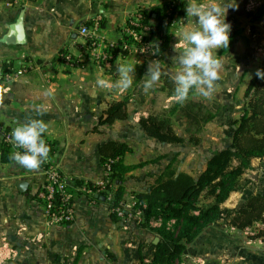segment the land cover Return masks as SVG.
Here are the masks:
<instances>
[{"label":"crops","instance_id":"0c3cea01","mask_svg":"<svg viewBox=\"0 0 264 264\" xmlns=\"http://www.w3.org/2000/svg\"><path fill=\"white\" fill-rule=\"evenodd\" d=\"M174 1L177 0H31L22 7L0 0V70L9 64L18 65L24 57L38 64L37 69L13 83L9 92H0V122L11 129L32 118L43 119L48 124L45 137L54 144L49 161L59 166L66 176L76 211L73 222L50 224L44 204L36 196L46 183L44 172L41 168L26 169L14 160L3 162L0 144V264H141L140 245H151L157 237L160 241V237L150 229L116 220L104 199L95 202L92 194L76 188V179L93 183L101 179L99 145L118 140L132 148L124 157L127 166H137L127 173L125 199L131 204L138 193L150 189L174 157L178 173L198 177L211 157V151L208 153L209 149L202 145L203 132L207 131L203 140L212 144L211 149L231 136L230 125L243 115L245 91L264 60V44L258 38L264 21L247 23L245 16V12H255L262 6V0H238V10L228 11L231 37L236 38L228 50L214 51L221 61L220 79L208 96L192 92L191 98L207 105L214 115L195 134L201 141L198 148L189 143V127L180 115L172 117L178 134L186 139L178 146H161L145 137L139 129L141 117L163 116L178 102L162 78L147 92L143 81L148 79L151 63L154 67L158 64L162 73L174 80L175 73L180 70L174 61L178 55L174 48L178 37L174 33L188 22L187 15L182 16L183 25L171 30L166 51L155 54L152 60L146 50L131 54L117 52L111 64L103 66L87 62L81 67L69 68L60 59L66 49L77 53L85 44L86 38L80 34L81 26L93 28L96 19L101 18L97 35L118 40L131 12L137 8L149 12ZM178 1L186 6V0ZM224 3L227 5L229 0ZM22 10H25L26 41L18 45L8 41L6 35ZM240 24L243 30L235 33ZM188 26L194 27V20L189 21ZM120 63L136 66V84L130 87L135 90L109 92L97 88V74L115 80ZM160 98L163 100L158 103ZM124 99L129 100L130 117L116 122L107 132L92 131L109 104ZM37 107H42L43 111L37 112ZM200 157H205V161H200ZM263 159L254 158L253 169ZM23 180L29 182L25 192L18 189ZM153 226H160V223L154 222ZM225 233L218 230V222L211 225L190 244L195 249L191 248L194 255L189 256L199 259L200 264H218L215 258L221 264H248L250 261L251 264H264V257L249 256L236 250L240 243L254 242L252 239L244 241L235 233ZM259 240L264 243L261 238ZM197 244H200V250H197ZM145 262L149 263L150 257Z\"/></svg>","mask_w":264,"mask_h":264},{"label":"trees","instance_id":"16d2710c","mask_svg":"<svg viewBox=\"0 0 264 264\" xmlns=\"http://www.w3.org/2000/svg\"><path fill=\"white\" fill-rule=\"evenodd\" d=\"M8 2L15 5L14 0ZM170 8L171 18L176 14L187 15L186 6L178 0L149 11L150 18L155 17L158 22L156 31L152 34L153 39L156 37L161 39V43H157L158 53L166 51L171 40L172 27L165 22ZM245 14L253 21H263L264 4L255 12ZM235 38L236 36L231 37L229 47L225 48V51L233 45ZM260 69L264 70V60ZM161 78L165 86L172 89L170 93H174L173 78L163 73ZM191 96L192 92L185 101L177 102L163 116L150 114L148 117H141L140 131L161 146H178L185 143L186 139L178 134L172 117L180 115L186 119L189 127V143L198 148L201 141L195 134L199 133L214 115L207 105ZM130 110L128 99L111 102L97 119L92 131L107 132L116 122L127 120L130 117ZM230 128L232 133L228 139L229 143L211 152L206 168L198 177L186 172L178 173L174 157L164 172L152 182L150 189L136 195L138 202L142 204L138 205V208L143 210L144 220L141 223L132 220L131 223L142 229H150L160 237L157 244L150 245L152 250L150 262L146 263L143 258L141 264H182L188 246L221 219L224 212L222 205L232 193L240 190L242 177L253 169L252 160L264 158V79L257 75L251 79L245 91V111L239 119L232 121ZM53 145L51 142V151ZM131 151L132 148L127 143L118 140L105 141L98 147L101 164L108 159L117 160L112 165V178L119 186L109 207L113 217L118 221L124 220L119 218L113 209L125 199L127 173L137 167L124 163L125 155ZM10 156L9 147L1 144L2 161H11ZM259 181L260 186L247 193L240 206L226 210L225 214L231 226L239 230L260 225L256 237L264 241V168L261 169ZM83 183V179L75 180L76 187H82ZM89 186L91 189H97L93 182H90ZM96 198L104 199L102 195ZM154 222L160 223V226L154 227Z\"/></svg>","mask_w":264,"mask_h":264},{"label":"built area","instance_id":"2783aa9c","mask_svg":"<svg viewBox=\"0 0 264 264\" xmlns=\"http://www.w3.org/2000/svg\"><path fill=\"white\" fill-rule=\"evenodd\" d=\"M29 0H14L16 6H25ZM172 9L166 16L165 22L170 24L172 29L183 25L182 15L176 14L171 18ZM101 18H97L93 28L81 26L80 34L86 38V42L81 46L77 53H73L66 49L60 56L62 63L69 68H78L84 63L93 62L100 66L109 65L114 60L117 52L131 54L138 50H155L158 53L157 43H161V39L154 38L152 34L156 31L157 19L150 18L148 11L137 8L129 14L127 24L120 32V39L107 40L97 35L101 26ZM38 64L35 60L24 57L18 65H7L0 70V92L7 93L10 91L11 85L32 70L37 69ZM11 128L0 122V144L9 147L10 154L23 151L15 147L12 138ZM46 142L50 146L51 141L45 137ZM51 152L49 154V157ZM116 159H108L102 163V177L94 183L97 189H91L90 181L84 180L82 187H76L80 191L92 194L93 200L96 202V196L102 195L106 203H111L115 198L118 184L112 178V165ZM45 174L46 183L40 188L36 194L37 198L44 204L45 211L49 218V223L53 225L68 224L75 219L74 196L69 191V184L66 176L63 174L59 166L49 161V158L40 167ZM138 205H142L135 198L134 202L129 204L126 199H122L113 209L117 216L125 222L137 220L138 223L143 222L144 212ZM145 206V205H144ZM260 226V225H259ZM232 230L237 228L231 226ZM249 229V228H247ZM245 229V230H247ZM1 255V254H0Z\"/></svg>","mask_w":264,"mask_h":264},{"label":"clouds","instance_id":"9594fccd","mask_svg":"<svg viewBox=\"0 0 264 264\" xmlns=\"http://www.w3.org/2000/svg\"><path fill=\"white\" fill-rule=\"evenodd\" d=\"M238 10V0L226 5L224 0H186L188 22L194 20L195 26L188 22L177 33L178 42L174 45L178 55L174 61L180 70L174 76V93L178 102L185 101L191 92L208 96L220 79L221 61L214 55L221 48H228L232 26L227 22L229 10ZM183 21V20H182ZM136 66L120 63L117 66V79L110 80L98 73L95 79L97 88L105 91L122 92L130 88L135 80ZM256 75L264 79V70L258 69ZM148 79L143 81L147 92L157 85L162 76L161 67L151 63L147 72ZM51 94V93H49ZM42 112V107H37ZM48 124L43 119L32 118L18 124L12 130L16 148L9 158L26 169L38 170L49 158L50 146L46 142Z\"/></svg>","mask_w":264,"mask_h":264},{"label":"rangeland","instance_id":"374dc122","mask_svg":"<svg viewBox=\"0 0 264 264\" xmlns=\"http://www.w3.org/2000/svg\"><path fill=\"white\" fill-rule=\"evenodd\" d=\"M264 2V0H262ZM244 2V1H243ZM264 4V3H263ZM247 18H246V22H251V20L253 21V19L247 15H245ZM243 16V17H245ZM264 21V19H263ZM262 21V22H263ZM244 23V22H242ZM238 29V30H236ZM246 29V28H245ZM243 30V28H241V24L238 25L236 28H235V33L237 32H241ZM258 38H260V42L262 44H264L263 39H264V22L262 23V25H260V28H259V31H258ZM261 44V45H262ZM147 54L148 56L150 57V60H152L153 56H155V50L152 49V50H149L147 51ZM255 67V65L253 66V68ZM136 83H133L132 86H135ZM129 90H135V89H132V88H129ZM162 98H160L158 100V103H161L162 102ZM245 111V109H244ZM4 125V123H2ZM6 126V125H5ZM207 134V131L203 132L202 134V145H205V148H208V153L211 151H215L217 149H220L221 147H224L225 145H227L229 143V140H226L224 142H220L218 144H216L214 150L211 149V146L212 144L210 142H206L204 143V140L203 138H205V135ZM207 138V137H206ZM205 157H200V161H205ZM199 160H197V163L199 162ZM194 165L196 166V163H194ZM264 168V159L263 160H260L256 163V165L254 166V169L253 170H249L245 173V175L242 177V180H241V187H240V190L237 191V192H234L231 197L229 198V200L224 204V207H222L223 209V216L221 217V219L218 221V230L219 231H222V232H227L225 233L226 235H229V234H237L238 238H244V241H250L251 239L254 241L252 243H240L237 247H236V250L237 251H240L238 253H246L248 254L249 256L253 255V256H260L261 258L264 257V243H261L260 242V238H257L256 237V234H257V229L260 227V226H256L254 228H249L247 230H242V231H233L232 228H231V224L229 223V220L226 219V210L228 209H233V208H236L238 206H240L243 201H244V198H245V195L249 192H251V190H256L259 186H260V177H261V169ZM237 232V233H236ZM239 232V233H238ZM229 233V234H228ZM247 244V245H246ZM200 245V244H199ZM199 245L197 244L196 248L197 250H200L201 248L199 247ZM216 246V244H215ZM191 248L194 250L195 248H193V245H189L186 252L184 253V261L182 264H188V263H193V264H200V260L199 259H192L189 255H194L192 252L193 250L191 251ZM190 249V250H189ZM196 251V250H195ZM217 251V250H215ZM254 251V252H253ZM139 252L140 254L142 255L141 256V259H146V258H149L151 256V247H150V244L148 246H145L144 244L140 245V248H139ZM197 252V251H196ZM188 254V255H187ZM215 254V257L217 256L216 253ZM216 259V262L218 264H221V261L220 260H217ZM248 264H251V261L248 263Z\"/></svg>","mask_w":264,"mask_h":264},{"label":"water","instance_id":"95a60500","mask_svg":"<svg viewBox=\"0 0 264 264\" xmlns=\"http://www.w3.org/2000/svg\"><path fill=\"white\" fill-rule=\"evenodd\" d=\"M24 14L25 10L21 11V14L18 20L12 25L6 37L8 41L13 42L14 44L22 45L26 41V32H25V24H24ZM29 187L28 181H21L18 184V189L21 192H25ZM159 242V238H155L153 241L154 244Z\"/></svg>","mask_w":264,"mask_h":264}]
</instances>
